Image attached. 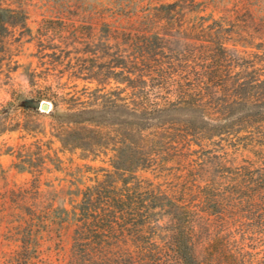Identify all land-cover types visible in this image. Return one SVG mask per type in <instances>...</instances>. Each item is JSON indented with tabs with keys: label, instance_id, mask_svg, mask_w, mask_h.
I'll list each match as a JSON object with an SVG mask.
<instances>
[{
	"label": "rangeland",
	"instance_id": "rangeland-1",
	"mask_svg": "<svg viewBox=\"0 0 264 264\" xmlns=\"http://www.w3.org/2000/svg\"><path fill=\"white\" fill-rule=\"evenodd\" d=\"M0 9L15 13L0 28V264H66L72 213L112 173L126 138L143 159L133 183L187 203L200 245L217 237L218 221L198 202H228L244 161L264 174V149L251 152L236 135L206 138L189 123L222 119L215 109L232 81L211 78L253 60L264 78V0H0ZM218 44L230 63L210 53ZM178 89L216 94L199 100L202 110L169 107L148 130L128 132L143 121L126 125V108L168 107ZM37 98L47 111L22 105ZM159 225L164 247L167 219Z\"/></svg>",
	"mask_w": 264,
	"mask_h": 264
},
{
	"label": "trees",
	"instance_id": "trees-1",
	"mask_svg": "<svg viewBox=\"0 0 264 264\" xmlns=\"http://www.w3.org/2000/svg\"><path fill=\"white\" fill-rule=\"evenodd\" d=\"M173 6L163 7L171 9ZM5 14L7 18L3 19ZM14 14L12 10L0 9V28L11 25L10 16ZM216 49L210 53H217V59L221 56L225 63L231 62L226 60L222 44L216 45ZM215 64V69L223 67L219 61ZM258 64L254 60L244 66L236 64L241 71L234 77L224 74L218 79L211 78L210 81L218 85L232 81V87L223 93V104L215 109L222 119L211 124L193 121L189 123V130L206 138L236 135L244 141L245 148L254 153L261 152L264 149V78L254 67ZM247 70L250 71L247 73ZM172 92L176 94V100L167 101L168 107H157L152 111L126 108V125H133L131 118L138 117L143 121L136 125L138 128L128 132L138 135L148 130L154 125L150 117L155 112L161 114L170 108L188 112L202 110L204 105L199 100L205 94L212 93L211 98L216 94L205 89ZM39 101L40 98L24 99L22 105L37 110L33 103ZM53 110L49 114L56 112ZM3 120L0 117L1 130L5 126ZM134 144L132 139L126 138L113 158L112 173L83 191L71 217L74 229L66 264H162L170 257L174 264H264V253L258 256L251 252L254 244L264 246V174L261 169L251 170L253 164L244 161L235 171L236 183L230 186L224 198L228 202L222 203L215 198L198 202L197 207L212 215V221H218L221 228L217 237L200 245L191 227L194 213L187 203L161 189H142L138 183H133L134 171L143 162L137 157L135 148L138 145ZM233 196L237 198L233 199ZM63 213L68 216L66 211ZM164 218L168 223L169 244L162 247L158 242L162 231L159 224Z\"/></svg>",
	"mask_w": 264,
	"mask_h": 264
},
{
	"label": "water",
	"instance_id": "water-1",
	"mask_svg": "<svg viewBox=\"0 0 264 264\" xmlns=\"http://www.w3.org/2000/svg\"><path fill=\"white\" fill-rule=\"evenodd\" d=\"M33 105L42 111H47L49 109V104L47 102H34Z\"/></svg>",
	"mask_w": 264,
	"mask_h": 264
}]
</instances>
